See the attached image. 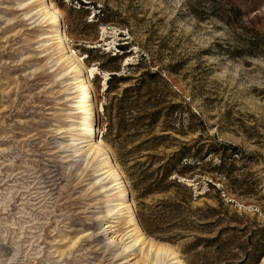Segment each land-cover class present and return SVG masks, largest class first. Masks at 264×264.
<instances>
[{
	"label": "rangeland",
	"instance_id": "rangeland-1",
	"mask_svg": "<svg viewBox=\"0 0 264 264\" xmlns=\"http://www.w3.org/2000/svg\"><path fill=\"white\" fill-rule=\"evenodd\" d=\"M43 6L57 13L29 19ZM69 49L96 69L91 120L68 99L75 73L59 76ZM81 122L146 239L184 264H264L248 257L264 228V0H0V264L124 261L105 236L71 245L132 228L125 209L95 221L108 196L65 161Z\"/></svg>",
	"mask_w": 264,
	"mask_h": 264
},
{
	"label": "bare ground",
	"instance_id": "bare-ground-1",
	"mask_svg": "<svg viewBox=\"0 0 264 264\" xmlns=\"http://www.w3.org/2000/svg\"><path fill=\"white\" fill-rule=\"evenodd\" d=\"M31 5H33V2H31L28 6ZM22 6L23 8L21 9H25V4ZM30 13L31 12L25 13V15ZM55 13H57V10L52 8L47 9L45 6H43L36 9L33 14H30L29 19L33 18L35 15H38V17L43 16L46 21L51 14ZM57 21L58 18L54 20V23H57ZM61 40H64V38L61 37ZM69 51V57L71 60H74V64L76 63V65L68 67L59 76L62 79L64 77L67 78V76L72 72L75 73V75L72 76V79L65 84L67 85L66 90L69 91L68 94L76 93L75 96L69 97L68 99L76 98L77 113L82 111L85 115L84 119L91 120L94 114L92 111L91 102L89 103V100L87 99L91 86V84H89V76H92L96 69L93 67L84 68L83 64L77 60L75 54H73L70 49ZM71 107L74 106L72 105ZM77 130H79V135L75 134L73 139L70 140V143L65 145L67 150L70 152L65 156L70 158L65 161L79 163L81 166V175L83 174V176L90 175L93 177L95 175L92 178L94 180L91 182V186L93 187L92 189L96 190L97 195L106 194V196H108V203L106 204L107 206H105L103 210H99V212L95 215V221H100L106 218H118L120 215H123V211L125 209L127 210L129 217L128 221L130 225H132V228H129V230L125 231L121 235L107 236L106 234L114 232L111 230V228L114 226L112 225V222H105L103 225H101V230L99 232L100 235L87 230L84 234L74 239L71 245L74 246L77 242L80 243V241L86 242L88 238H91L92 241L96 242L97 245L99 238L101 236H105L106 241L101 244L99 248L103 247L104 250L108 249L111 251L112 259H116L118 256L123 254L124 261L121 262V264L129 262L130 259L133 258L131 257V254H135V251H138L139 254H141V257L144 259V261L148 259L151 262L150 264H184L179 258L176 250L170 246L156 244L153 241L146 239V237H144L141 233L139 227L137 226L136 220L134 219L133 204L130 202V200H128L129 202L126 203L127 205L122 203V201L126 199L124 196L128 192L126 189H124L123 175L121 174V171L116 168V164L109 156L108 147L101 141V139H97L94 142L91 141V137L96 135V129L93 128V124L91 123L85 125L84 122H81L78 124ZM89 171H92V173H87ZM118 236L120 237L118 238ZM118 248L120 251H118ZM135 264L138 263L135 262Z\"/></svg>",
	"mask_w": 264,
	"mask_h": 264
},
{
	"label": "trees",
	"instance_id": "trees-1",
	"mask_svg": "<svg viewBox=\"0 0 264 264\" xmlns=\"http://www.w3.org/2000/svg\"><path fill=\"white\" fill-rule=\"evenodd\" d=\"M233 150V149H232ZM236 153V152H234ZM261 231V240L257 242V244H254L253 246V252L251 255H249L250 261H256L257 257L261 255L264 252V228L259 229Z\"/></svg>",
	"mask_w": 264,
	"mask_h": 264
}]
</instances>
